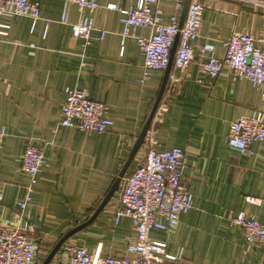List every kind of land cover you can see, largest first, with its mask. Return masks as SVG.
<instances>
[{
    "label": "crops",
    "instance_id": "0c3cea01",
    "mask_svg": "<svg viewBox=\"0 0 264 264\" xmlns=\"http://www.w3.org/2000/svg\"><path fill=\"white\" fill-rule=\"evenodd\" d=\"M136 1L98 0L93 12L84 10L97 28L106 30L103 40L87 46L62 23L65 16L70 22L81 17L77 5L67 0H41L35 22L24 15L2 17L7 27L0 32V129L6 133L0 149V228L22 229L29 223L26 234L37 247L34 264H42L73 229L49 262L68 261L75 246L98 256L133 257L127 251L136 239L132 220L121 215L115 221V214L124 180L142 160L146 141L112 195L105 196L126 165L165 74V69L154 70L144 79L136 40L120 35V19ZM202 1L193 59L171 91L167 80L164 111L152 125L153 148H180L186 154L184 179L192 208L176 227L153 228L149 236L165 242L166 253L175 257L160 264H264V248L250 245L242 229L229 222L244 212L264 224V140L252 144L251 155L225 141L233 121L255 109L264 111V98L249 79H233L227 66L212 80L198 71L205 41L213 44L217 57L234 32L250 33L264 48V0ZM156 7L162 22L169 23L175 0H158ZM136 34L147 36L149 29L138 27ZM67 87L107 104L113 121L107 131L60 125ZM28 137L44 161L31 199L21 209L29 182L21 169Z\"/></svg>",
    "mask_w": 264,
    "mask_h": 264
},
{
    "label": "built area",
    "instance_id": "2783aa9c",
    "mask_svg": "<svg viewBox=\"0 0 264 264\" xmlns=\"http://www.w3.org/2000/svg\"><path fill=\"white\" fill-rule=\"evenodd\" d=\"M77 5L81 17L76 22L68 21L65 16L62 23L70 27L71 35L82 40L87 46L103 40L106 30L97 28L90 13L98 7V0H67ZM185 0H175V12L169 23H163L161 10L156 7L158 0H137L125 16L120 19L122 39L132 37L136 40L143 56L144 76L151 71L164 70L170 59V51L178 34L172 64L173 71L168 75L167 89L173 90L179 83L193 59V43L198 39L204 3L202 0H190L186 8L181 27L179 18ZM41 0H0V32L7 27L2 22L5 14L24 15L34 22L40 17ZM107 8H115L108 5ZM138 27H147L149 34H136ZM98 30L94 35L93 30ZM224 54L217 57L212 43L205 41L199 47L198 71L201 76L212 80L223 67L232 72V78L249 79L264 98V48L247 32H234L223 43ZM206 57V58H204ZM203 83L202 78H197ZM165 88V89H166ZM165 91V90H164ZM63 117L60 125L79 130L102 133L109 129L113 121L107 116L108 106L104 102L90 99L85 91L76 88L64 90ZM163 96L155 111L145 141L147 148L142 160L125 178L119 201L120 209L115 221L121 215L131 218L136 231V239L127 245L131 258L114 255L98 256L89 253L84 247H71L72 255L68 261H54L48 264H160L174 256L166 253V243L150 239L151 229L168 231L176 227L182 215L192 208V194L184 179L185 152L180 148L158 151L153 148L152 125L162 115ZM5 128L0 129V149L3 148ZM264 140V111L255 109L249 116H243L230 124L226 143L239 150L241 154L251 155L252 144ZM44 161L42 150L28 137L21 155V169L29 177L25 201L19 203L23 209L31 199V191L36 183L37 174ZM238 225L250 245L264 248V224L251 214L239 212L229 219ZM30 227L26 222L22 229L0 228V264H34L37 247L26 234Z\"/></svg>",
    "mask_w": 264,
    "mask_h": 264
},
{
    "label": "water",
    "instance_id": "95a60500",
    "mask_svg": "<svg viewBox=\"0 0 264 264\" xmlns=\"http://www.w3.org/2000/svg\"><path fill=\"white\" fill-rule=\"evenodd\" d=\"M189 3V0H185L184 1V4H183V9H182V12H181V15H180V18H179V27H181L182 23H183V20H184V16H185V12H186V8H187V5ZM177 41H178V34L176 35L175 37V40L173 42V45L171 47V51H170V59H169V63L167 65V67L165 68V74H164V78H163V81H162V84H161V87H160V90H159V93L157 95V98L154 102V105L150 111V114L149 116L147 117L144 125H143V128L141 130V132L139 133L137 139L135 140V143L132 147V150L130 152V155L128 157V160L126 162V165L123 167V169L121 170L119 176L117 177L114 185L112 186V188L109 190V192L107 193V195L105 196V200H107L111 195H112V192L116 189V186L118 184V182L120 181V179L122 178L123 176V173L125 171V168L126 166L129 164V162L131 161V159L133 158V156L136 154V152L140 149V147L144 144L145 142V136H146V133H147V130L148 128L150 127V124H151V121L153 119V116L155 114V111L160 103V100L163 96V93H164V90H165V87H166V83H167V79H168V74H169V68H170V65L172 63V59H173V55H174V51H175V47H176V44H177ZM105 201H103L104 203ZM78 228V227H77ZM76 229H73L72 231H70L69 233H67L58 243L57 245L54 247L53 251L50 253V255L47 257V259L42 263V264H48L49 261L51 260L53 254L56 252V250L59 248V246L62 244V242L67 238L69 237Z\"/></svg>",
    "mask_w": 264,
    "mask_h": 264
}]
</instances>
